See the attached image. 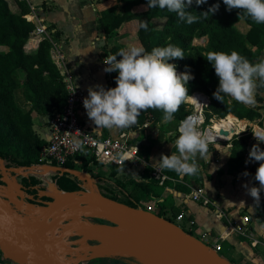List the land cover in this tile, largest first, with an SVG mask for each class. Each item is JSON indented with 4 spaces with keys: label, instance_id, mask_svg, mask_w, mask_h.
I'll return each mask as SVG.
<instances>
[{
    "label": "trees",
    "instance_id": "obj_1",
    "mask_svg": "<svg viewBox=\"0 0 264 264\" xmlns=\"http://www.w3.org/2000/svg\"><path fill=\"white\" fill-rule=\"evenodd\" d=\"M14 1L19 6L20 13L12 11L9 0H0V159L18 167H31L40 163L42 150L48 145L47 139L35 129L33 115L36 114L41 119L47 116L52 118L55 113L63 111L68 96L62 76L52 59L50 40L42 39L34 54L26 52V46L32 38L35 25L26 19L30 13L28 5L20 0ZM116 2V6L101 12L100 29L107 41L104 57L116 55L122 49L127 50L125 44L118 42L119 36L126 24L137 21L139 23L138 39L146 52L168 44L183 49L185 58L169 61V63L176 64L177 71L181 73L187 71L194 77L187 85L189 96L199 91L210 97L208 117L222 119L217 120L215 125L230 124L224 128H215L216 135H219L218 138L230 139L237 134V131L241 134L248 127L255 128L254 125L264 127V118L258 109L239 103L230 97H225L222 103L214 98L213 93L218 87L219 79L205 55L209 51L229 54L236 51L253 63L259 61L264 54V24L254 23L242 13L239 14L238 10L227 11L223 0H208V3L200 6H197L193 0L192 6L187 10L197 15L206 12L213 4L219 3L220 7L219 11L210 15L207 20L201 19L191 25L180 21L176 13L166 9L147 8L146 0H116ZM142 6L146 10L135 11L136 8ZM155 20L164 21L161 29L154 27ZM236 20H243L247 24L249 27L247 34H242L235 28L234 21ZM143 21L147 22V30L140 26ZM55 35L58 36V33L56 32ZM204 37L208 39L205 47L194 45L196 39ZM117 75L118 73L112 72L110 79L112 85H116ZM257 93L264 96V88L258 89ZM186 115V105L183 103L171 123L178 126ZM162 117L163 113L158 110L143 111L138 118V124L130 130L141 132L146 124H163ZM177 126L175 131H177ZM178 136L175 132L174 140ZM210 136L213 139V135ZM138 140L142 139L138 138ZM155 145L156 142L150 140L149 145L140 146L139 155L149 161L155 154ZM253 145H258L261 150H264V143H260L250 135L241 138L235 136L232 140L229 162L237 169L247 166L252 187H259L258 182L254 180L259 162L250 165L252 162L250 161L246 164ZM174 153H176L175 148ZM75 161L81 162L83 168L88 170L92 159L87 157L86 153L78 154L68 161L67 169L74 170ZM120 169L123 167L117 168L114 175L118 174ZM164 173L176 181L185 179L187 176L181 178L174 171L169 170H164ZM202 180L200 171L192 175L191 187H199ZM38 183L39 181L32 177L31 185L35 186ZM167 184L168 182L160 186L152 178L143 181L131 179L129 187H123L127 196L123 191L120 195L126 199L125 201L119 200V196L115 195L109 198L132 208H140L144 198L157 200L158 207L162 209L157 215L174 222L173 219L180 215L176 208H172L173 214H169L160 202ZM58 185L63 192L80 190L76 183L68 178L59 179ZM182 190L190 191L187 188ZM260 195V202L256 204V216L264 225V192ZM221 252L218 254L221 255ZM0 264H10V262L0 259Z\"/></svg>",
    "mask_w": 264,
    "mask_h": 264
},
{
    "label": "crops",
    "instance_id": "obj_2",
    "mask_svg": "<svg viewBox=\"0 0 264 264\" xmlns=\"http://www.w3.org/2000/svg\"><path fill=\"white\" fill-rule=\"evenodd\" d=\"M35 2L37 4L44 2L42 10L38 14L43 17L47 27L53 33V41L64 53L68 67L74 73L78 86L86 91V98L89 88L98 90L97 85L103 86L105 89H109L110 85L113 86L111 80L108 79V76H111L112 73L104 71L106 65L103 61L106 57L103 55L107 41L100 29V18L102 11L117 5L116 0H35ZM9 4L13 12L20 13V8L14 0H9ZM144 10L146 9L143 6L135 9L136 12ZM158 22L160 20H155L153 24ZM128 24H134L133 26L137 30L139 28L137 21ZM56 32L58 36L55 35ZM40 41L41 39L32 35L26 46V52L36 53ZM138 42L141 45L139 40ZM79 114L83 125L93 131L99 138H116L121 133L131 132L134 136V142L139 148L142 145H149L150 140L155 141V154L149 160L152 164L159 160L161 155L170 156L174 153L175 138L174 134L169 135V133H173L171 130H166V136L168 139L170 138L169 142L161 145L155 137H144L143 131L147 130L146 133H149L150 127L146 128L148 124L141 132H134L130 128L121 129L116 127L98 129L88 119L84 107L79 110ZM38 118L42 120V130L38 129L37 124L35 129L42 137L48 139L51 117L47 116L41 119L38 115H33L34 121ZM260 129L264 131V127ZM138 138L142 140H138ZM231 149L232 144L230 142L216 149L213 148L203 159L198 157L197 163L203 178L199 187H191L192 175H187L185 179L178 182L169 181L160 202L164 210L169 211V214H173L171 209L176 208L179 214L185 215V220L181 222L184 224L183 229L191 233L193 237L201 239L204 234H209L208 240H211L213 245L222 246L221 253L224 252L227 258L223 257L231 263L264 264V225L256 216L257 202H254L253 198L247 194L246 188L243 187L245 184L252 187L249 175H243V173L248 172V168L246 166L237 169L230 164ZM256 163L258 162L252 161L250 165ZM117 168L119 167L102 165L92 160L88 165V170L83 168L82 164H77L74 170L80 172L81 175L79 176L82 178L90 180L99 189V193L104 196H106L107 191L102 190L101 186L107 188V195L120 196L123 189L129 187L131 179L143 181L151 178L149 169L138 171L140 179H137L135 176L136 171L129 172L124 168L123 171L114 175ZM50 180L53 181L52 178ZM48 184L49 182L46 183L47 187ZM186 188L190 191H181V189ZM197 190L203 191L204 195L212 202V205L204 206L201 202H195L192 195ZM38 192L39 190H35L34 195L30 193L29 199L33 196L34 198L37 197L36 193ZM124 194L127 196L125 192ZM49 196H47L48 199L55 197ZM144 200H148V206L156 208L152 199L144 198ZM33 202L30 201L32 204ZM157 209L160 210L161 208L157 205ZM244 217L249 218V223H245ZM191 220L196 223L194 227H191L189 223ZM240 225H243L244 228L238 229L237 227ZM243 230L249 233V238L242 235ZM255 242H257V245H253ZM0 259H3L1 252Z\"/></svg>",
    "mask_w": 264,
    "mask_h": 264
},
{
    "label": "clouds",
    "instance_id": "obj_3",
    "mask_svg": "<svg viewBox=\"0 0 264 264\" xmlns=\"http://www.w3.org/2000/svg\"><path fill=\"white\" fill-rule=\"evenodd\" d=\"M206 3L208 0H195L197 6ZM192 4L193 0H146L147 8L166 9L176 13L180 21L189 25L201 19L207 20L220 7L219 3L213 4L206 12L197 15L187 10ZM223 4L229 12L238 10L239 14L242 13L254 23L264 24V0H223ZM140 26L147 30L146 21L141 22ZM205 55L219 79L218 87L213 93L215 99L222 103L225 97H230L247 106L257 104V90L264 88V58L253 63L236 51L230 54L209 51ZM184 58L183 49L172 44L156 47L151 52H146L143 47L133 46L108 56L103 61L106 65L104 71L118 73L115 78L116 87L105 89L97 85L98 90L88 89V96L83 100L88 119L98 129L132 128L138 124L143 111L152 109L163 113V122L171 123L181 105L192 99L188 95L187 85L194 77L187 71L178 74L177 65L169 63ZM198 123L194 117L181 122L179 136L173 145L176 153L161 155L153 165L157 171H174L181 178L199 173L197 158L207 156L212 137L208 132L201 131ZM254 137L264 143V134H254ZM74 145L81 148L82 142L74 141ZM136 150L138 151L137 148ZM126 158L127 153L119 154L121 163ZM250 161L259 162L254 176L259 187H249L247 184L243 187L254 202H260V194L264 192V150L258 145H253L246 164ZM243 175L248 176L249 173L245 172Z\"/></svg>",
    "mask_w": 264,
    "mask_h": 264
},
{
    "label": "water",
    "instance_id": "obj_4",
    "mask_svg": "<svg viewBox=\"0 0 264 264\" xmlns=\"http://www.w3.org/2000/svg\"><path fill=\"white\" fill-rule=\"evenodd\" d=\"M10 186L0 178V252L8 262L87 264L118 253L150 264H233L174 222L110 199L96 187L63 192L55 186L60 195L35 206Z\"/></svg>",
    "mask_w": 264,
    "mask_h": 264
},
{
    "label": "built area",
    "instance_id": "obj_5",
    "mask_svg": "<svg viewBox=\"0 0 264 264\" xmlns=\"http://www.w3.org/2000/svg\"><path fill=\"white\" fill-rule=\"evenodd\" d=\"M20 1L25 2L30 8V13L26 16V19L35 25V30L32 35L41 40L49 39L52 43V59L62 76L68 98L63 111L55 113L49 122V141L47 140L48 145L42 150L40 163L32 165L31 167H18L0 159V176L8 180V176L12 177V174L15 175V177L11 178L9 181L14 182V180L19 179V189L23 197L29 195V192L33 193L35 190H39V192L36 193L38 199L47 197V189H44L47 182H49V184H54L58 190L61 191L58 185V180L61 178L72 180L82 191L94 190L96 186L90 180L70 173V170L66 167L70 159L76 157L78 154L86 153L87 157L102 165L123 167L129 172L136 171L135 176L137 179H140L138 171L141 172L149 169L151 178L156 180L160 186L166 185L169 181L178 182L170 179L164 173V170L157 171V169L153 167L154 164L143 159L139 155V147L136 145V142H134V136L131 132L121 133L116 138H99L93 131L83 125L79 118V110L83 107V100L86 98V95L78 86L74 73L69 69L64 53H62L60 47L53 41V34L47 27L46 21L38 14L42 10L44 2L37 4L35 0ZM199 95L201 96L199 97ZM191 97L192 99L185 102L187 115L177 126L176 132L178 135V128L181 122L190 117H194L198 120V127L201 131L213 135V139H211L208 144L209 152H211L213 148L216 149L219 146L227 145L235 136L238 138L241 137V134H235L230 139L218 138L217 136L219 135H216L217 130L215 129V122L222 119L208 117V114H210V97L199 91L194 92ZM74 141L82 142V147L76 148ZM121 153H127V158L123 163L118 159ZM114 157L117 159H114ZM75 164L82 163L75 161ZM15 171H21L23 175ZM29 172L33 174L30 175ZM32 177H35L39 181L35 186L31 185ZM50 178H52L53 181H51ZM96 189L98 190L97 187ZM192 199L195 202H201L204 206L212 205L210 199H208L201 190L195 191L192 195ZM43 203L44 202H42L41 205H43ZM154 210L153 206H147L146 211L154 213ZM175 220L181 223L185 220V215L180 214ZM244 221L245 223H249V218L244 217ZM189 223L191 227H194L196 224L193 220L189 221ZM237 228L242 229L244 226L240 225ZM248 234L247 231H242V235L247 238H249ZM208 239L209 234H204L199 240L213 249L216 253L222 251V246L218 244L210 246L208 244ZM253 245H257V242ZM10 264L15 263L10 262Z\"/></svg>",
    "mask_w": 264,
    "mask_h": 264
},
{
    "label": "rangeland",
    "instance_id": "obj_6",
    "mask_svg": "<svg viewBox=\"0 0 264 264\" xmlns=\"http://www.w3.org/2000/svg\"><path fill=\"white\" fill-rule=\"evenodd\" d=\"M163 23H164V21L161 20L160 22L155 23L154 24V27L157 28V29H161L162 26H163ZM133 25L134 24H126L124 26V28L122 29L121 35H120V37L118 39V42L119 43H122V44H125L127 46V48H131L133 46H135V47H142V45H140L139 42H138V40H139L138 39V30H139V28L137 30L136 28H134ZM234 26L242 34H247V32L249 31V27L247 26V24L243 20H236V21H234ZM35 40H37V39H35ZM207 43H208V39L206 37L199 38V39H196L194 41V45H196V46H204L205 47L207 45ZM106 47H107V45H106ZM253 50L254 51H257V49H255V48H253ZM263 58H264V54H263ZM178 72L181 73V71H178ZM108 79H111V76H108ZM114 87H116V85H113V86L110 85V88H114ZM84 93L86 95V91H84ZM200 96L201 95H199V97ZM256 100H257V104L255 106H249V107H254V108L258 109L262 113V115L264 116V96L263 95L261 96V95H259L257 93ZM79 117L81 119L80 114H79ZM41 122H42V120H40L39 118L36 119L35 126L37 124L38 125V129H41L42 130V127H41V124L42 123ZM228 125L230 126V124L221 123L219 125H215V128L216 127L217 128H224V127H226ZM176 126H177V124H175V123L167 124L165 122L163 124H158V125L148 124L146 128L150 127L149 128V133L148 134L146 133L147 130L143 131L144 137H146V138L155 137L156 140H159V142H160L161 145H164L166 142H169V140H170V138L168 139V137L166 136V134H167V131L166 130L167 129L168 130H171L173 132V134L175 135V132H176L175 131V128H176ZM254 126H256V127L255 128L254 127H248L245 132L241 133V137L249 136L250 135L253 138H255L254 137V134H256V135L264 134V131L262 129H260L261 127H259L258 125H254ZM235 130L237 131V129H235ZM254 130H255V132H254ZM237 134H238V131H237ZM231 144H232V141H231ZM14 177H15V175H13V174H12V177L8 176V180H10L11 178H14ZM0 178H2V177L0 176ZM15 182L16 183H20L19 179L14 180V182H11V188L12 187H18ZM46 187L44 189H46ZM48 187H54V186L52 184H50V185H48ZM100 188H102V190L107 191L106 197L109 198L110 195H107L108 194L107 188L105 186H101ZM30 193H32V192H29L28 194L30 195ZM46 194L49 195L48 193H46ZM29 195H26V202H30L29 201ZM32 195H34V193ZM46 198L38 199L37 197H35V201L33 202V204L35 206H39V205L42 204V202H50L49 200H51V199H48L47 198L48 199V201H47ZM118 198L121 201H125L126 200L125 198H123L121 196H119ZM147 202H148V200L142 201L141 204H140V208L147 210V206H148L147 205ZM153 202H154L155 207H156L155 210H154V213L155 214H159L160 213V210L157 209V204H158L157 202L158 201L157 200H153ZM173 221L177 225H180L182 228L184 227V224L183 223H179L175 219H173ZM95 222L98 223L99 221L96 220ZM208 244L210 246L213 245L211 240L208 241ZM221 255L222 256H225V258H227L224 252L221 253ZM87 264H150V263H148L146 261H143V260H135V259L131 260V258L129 260V257H127L125 255H122V254L116 253V254H113V255H111L109 257H106V258H103V259H100V260H96V261H93V262H90V263H87Z\"/></svg>",
    "mask_w": 264,
    "mask_h": 264
},
{
    "label": "bare ground",
    "instance_id": "obj_7",
    "mask_svg": "<svg viewBox=\"0 0 264 264\" xmlns=\"http://www.w3.org/2000/svg\"><path fill=\"white\" fill-rule=\"evenodd\" d=\"M15 186V185H14ZM56 187H48L47 189V192L49 195L51 196H58V192L57 190L55 189ZM19 187H12L10 186V191L14 194H18V195H21L20 191H19ZM151 264H162V263H159V262H155V261H151Z\"/></svg>",
    "mask_w": 264,
    "mask_h": 264
}]
</instances>
